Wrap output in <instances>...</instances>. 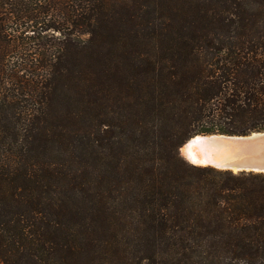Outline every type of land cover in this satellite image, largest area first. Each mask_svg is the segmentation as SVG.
<instances>
[{
    "label": "trees",
    "instance_id": "trees-1",
    "mask_svg": "<svg viewBox=\"0 0 264 264\" xmlns=\"http://www.w3.org/2000/svg\"><path fill=\"white\" fill-rule=\"evenodd\" d=\"M264 132V0H0V264H264V173L189 163Z\"/></svg>",
    "mask_w": 264,
    "mask_h": 264
},
{
    "label": "water",
    "instance_id": "water-1",
    "mask_svg": "<svg viewBox=\"0 0 264 264\" xmlns=\"http://www.w3.org/2000/svg\"><path fill=\"white\" fill-rule=\"evenodd\" d=\"M198 138H215L224 141L226 146H228L224 165L210 167L232 172L264 173V132H253L245 136L195 135L188 139L180 149L188 147L192 141Z\"/></svg>",
    "mask_w": 264,
    "mask_h": 264
},
{
    "label": "bare ground",
    "instance_id": "bare-ground-1",
    "mask_svg": "<svg viewBox=\"0 0 264 264\" xmlns=\"http://www.w3.org/2000/svg\"><path fill=\"white\" fill-rule=\"evenodd\" d=\"M180 150L182 156L193 164L217 167L224 165L228 146L215 138H198Z\"/></svg>",
    "mask_w": 264,
    "mask_h": 264
},
{
    "label": "rangeland",
    "instance_id": "rangeland-1",
    "mask_svg": "<svg viewBox=\"0 0 264 264\" xmlns=\"http://www.w3.org/2000/svg\"><path fill=\"white\" fill-rule=\"evenodd\" d=\"M195 150V149H194ZM180 151V154H181V150H179ZM196 152V151H195ZM181 156H182V154H181ZM183 157V156H182ZM184 158V157H183Z\"/></svg>",
    "mask_w": 264,
    "mask_h": 264
}]
</instances>
